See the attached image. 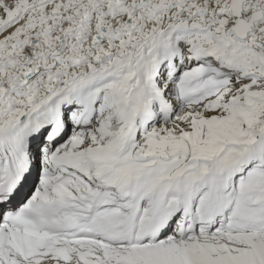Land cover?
Wrapping results in <instances>:
<instances>
[{
	"label": "snow or ice",
	"instance_id": "obj_1",
	"mask_svg": "<svg viewBox=\"0 0 264 264\" xmlns=\"http://www.w3.org/2000/svg\"><path fill=\"white\" fill-rule=\"evenodd\" d=\"M0 264H264V0H0Z\"/></svg>",
	"mask_w": 264,
	"mask_h": 264
}]
</instances>
